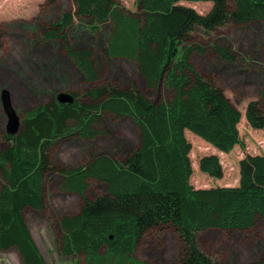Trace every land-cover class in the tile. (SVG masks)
Listing matches in <instances>:
<instances>
[{
  "label": "trees",
  "instance_id": "obj_1",
  "mask_svg": "<svg viewBox=\"0 0 264 264\" xmlns=\"http://www.w3.org/2000/svg\"><path fill=\"white\" fill-rule=\"evenodd\" d=\"M72 1L75 14H61L43 39L67 38L77 19L83 32L97 41L104 37L102 54L70 42L68 58L89 89L83 95L71 93V104L59 103L54 94L50 102L23 114L16 135L5 134L0 147V252L16 249L23 264H47L25 212H44L46 185L56 175L62 192L82 200L78 213L58 219L61 256L82 258L78 264H145L136 257L143 237L171 228L182 245L180 264H224L201 249L198 235L211 230L246 233L264 220V156L240 161L238 186L197 189L191 184L192 145L186 132L228 154L242 146V114L195 71L191 57L203 50L186 42L196 29L210 33L230 22H264V0H136L138 14L114 0ZM180 3L213 7L201 15ZM106 25L111 31L104 34ZM217 49L222 59L234 60L229 50ZM97 53L109 61L134 62L146 86L157 91L163 86L168 96L150 101L136 85L122 90L114 83L101 84ZM108 118L132 120L139 134L137 149L124 159L91 151L76 168L54 167L48 155L52 146L75 138L96 141ZM246 119L252 128L264 129V92L261 101L249 104ZM200 170L213 178L223 175L217 156L202 158ZM90 181L98 182L104 193L90 198ZM248 264H264V259Z\"/></svg>",
  "mask_w": 264,
  "mask_h": 264
},
{
  "label": "rangeland",
  "instance_id": "obj_2",
  "mask_svg": "<svg viewBox=\"0 0 264 264\" xmlns=\"http://www.w3.org/2000/svg\"><path fill=\"white\" fill-rule=\"evenodd\" d=\"M125 11L138 14L136 0H114ZM208 14L212 3H180ZM64 12L75 14L72 0H0V95L3 89L10 93L11 104L17 114L51 101L54 94L62 92L83 95L89 88L82 74L71 63L67 47L71 44L95 47L102 54L104 37L95 39L83 32L84 25L76 19L74 30L61 41L47 42L44 35ZM79 26V27H78ZM80 28V29H79ZM107 34L110 25L103 29ZM74 38V39H73ZM98 42V46H97ZM203 51L191 57L195 71L208 83L220 89L241 111L239 133L242 146L226 154L215 149L197 136L186 132L192 145L190 158L193 174L191 184L197 189L234 187L239 185V163L246 156H264V129H254L246 119L251 102L261 101L264 92V22L248 24L227 23L210 33L202 29L192 32L186 42ZM217 47L229 50L234 60L222 59ZM101 84L114 83L127 90L136 85L150 101L165 99L168 94L162 86L159 91L146 86L138 66L126 60L109 61L96 54ZM96 141L78 138L56 143L48 155L56 168H76L87 161L91 151L105 152L124 159L138 148L139 134L127 118L112 119L100 129ZM7 134V116L0 99V147ZM197 137V138H195ZM200 139V138H199ZM207 156H217L223 169L220 178H213L200 170V161ZM60 178L52 176L45 189V210H27L26 221L32 237L47 264H78L80 257H63L60 254L61 229L58 219L79 212L82 200L78 195L59 189ZM104 193L102 186L90 181L88 196L94 198ZM201 249L215 261L224 264H248L264 259V220L246 233L211 230L198 235ZM182 245L171 228H160L146 234L139 243L136 257L145 264H180ZM0 264H23L18 250L0 252Z\"/></svg>",
  "mask_w": 264,
  "mask_h": 264
},
{
  "label": "water",
  "instance_id": "obj_3",
  "mask_svg": "<svg viewBox=\"0 0 264 264\" xmlns=\"http://www.w3.org/2000/svg\"><path fill=\"white\" fill-rule=\"evenodd\" d=\"M2 108L7 116V134L14 136L21 128V117L13 109L11 104L10 93L7 89H3L0 95ZM57 100L61 104H71L74 102V97L71 93H59Z\"/></svg>",
  "mask_w": 264,
  "mask_h": 264
}]
</instances>
